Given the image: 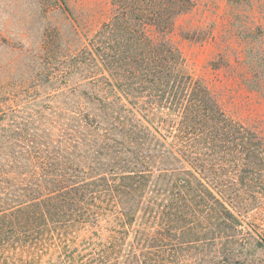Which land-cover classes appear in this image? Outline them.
Wrapping results in <instances>:
<instances>
[{
    "label": "trees",
    "instance_id": "16d2710c",
    "mask_svg": "<svg viewBox=\"0 0 264 264\" xmlns=\"http://www.w3.org/2000/svg\"><path fill=\"white\" fill-rule=\"evenodd\" d=\"M192 7L110 0L81 45L73 106L0 127V264H38L102 218L133 235L127 264H264V234L218 190L222 161L258 157L261 141L167 40Z\"/></svg>",
    "mask_w": 264,
    "mask_h": 264
},
{
    "label": "rangeland",
    "instance_id": "374dc122",
    "mask_svg": "<svg viewBox=\"0 0 264 264\" xmlns=\"http://www.w3.org/2000/svg\"><path fill=\"white\" fill-rule=\"evenodd\" d=\"M191 2L167 40L185 58V72L209 86L264 149V0ZM110 11V0H0V127L33 125L36 113L50 118L49 110L73 106L85 75L75 67L81 45ZM257 156L223 160L218 190L240 220L264 234V150ZM112 225L102 218L77 227L58 243L63 251L43 252L38 264H127L133 235Z\"/></svg>",
    "mask_w": 264,
    "mask_h": 264
}]
</instances>
